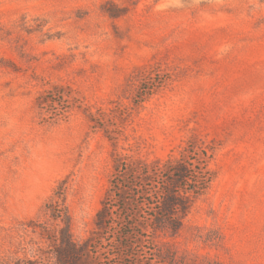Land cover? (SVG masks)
Returning a JSON list of instances; mask_svg holds the SVG:
<instances>
[{"label":"rangeland","instance_id":"1","mask_svg":"<svg viewBox=\"0 0 264 264\" xmlns=\"http://www.w3.org/2000/svg\"><path fill=\"white\" fill-rule=\"evenodd\" d=\"M0 264H264V0H0Z\"/></svg>","mask_w":264,"mask_h":264},{"label":"trees","instance_id":"2","mask_svg":"<svg viewBox=\"0 0 264 264\" xmlns=\"http://www.w3.org/2000/svg\"><path fill=\"white\" fill-rule=\"evenodd\" d=\"M130 227H131V225H130ZM132 228V227H131ZM126 239H128L129 238V234H126L125 236H124Z\"/></svg>","mask_w":264,"mask_h":264}]
</instances>
